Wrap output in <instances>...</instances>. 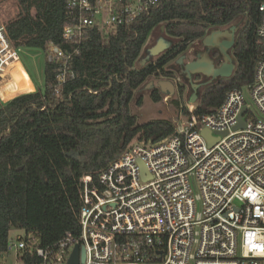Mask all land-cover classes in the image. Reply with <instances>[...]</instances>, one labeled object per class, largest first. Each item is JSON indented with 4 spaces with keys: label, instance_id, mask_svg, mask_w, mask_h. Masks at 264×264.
I'll return each instance as SVG.
<instances>
[{
    "label": "built area",
    "instance_id": "2783aa9c",
    "mask_svg": "<svg viewBox=\"0 0 264 264\" xmlns=\"http://www.w3.org/2000/svg\"><path fill=\"white\" fill-rule=\"evenodd\" d=\"M160 4L67 0L62 36L68 47L48 48L47 60L57 65L56 94L76 78L73 61L93 31L109 38ZM260 11L252 83L230 90L213 113L198 116L189 106V116L164 140L134 141L100 174L99 186L84 178L79 238L67 233L44 247L25 233L0 253V264H8L10 252L11 264H68L76 245L85 248L84 264H264V2ZM25 16L21 0H0V85L21 62L27 38L13 40L8 28ZM2 90L0 107L24 95L5 100Z\"/></svg>",
    "mask_w": 264,
    "mask_h": 264
},
{
    "label": "trees",
    "instance_id": "16d2710c",
    "mask_svg": "<svg viewBox=\"0 0 264 264\" xmlns=\"http://www.w3.org/2000/svg\"><path fill=\"white\" fill-rule=\"evenodd\" d=\"M66 2L21 0L26 16L9 26L10 37L27 38L26 47L44 52L51 45L66 49ZM263 2L161 0L159 8L109 38L93 31L73 61L76 78L60 95L54 90L57 65L47 60L45 89L0 107V253L8 251L12 228L35 234L44 247L55 246L67 233L81 236L82 180L91 177L90 185L99 186L100 174L134 141L156 143L176 133L170 120L139 125L130 107L135 92L152 76L173 77L167 66L212 28L242 19L232 49L236 70L230 78L202 86L195 113H213L230 90L252 83ZM161 26L175 46L137 66L151 32ZM179 93L184 96L183 87ZM151 99L161 102V91L154 89ZM136 105L143 106V97ZM183 114L189 116L188 108Z\"/></svg>",
    "mask_w": 264,
    "mask_h": 264
},
{
    "label": "rangeland",
    "instance_id": "374dc122",
    "mask_svg": "<svg viewBox=\"0 0 264 264\" xmlns=\"http://www.w3.org/2000/svg\"><path fill=\"white\" fill-rule=\"evenodd\" d=\"M242 19H238L231 23L228 26L222 27L221 29H229L232 26L240 27ZM173 39L166 32L161 31V27L156 28L153 30L149 36L148 42L144 48H151L153 47L156 42L161 39ZM174 40V39H173ZM176 41L174 40V43ZM143 50V52H144ZM204 51V46L202 41H197L193 43L189 49L185 52L186 55V63L194 61L195 57ZM143 54V53H142ZM160 54L159 56H161ZM159 56H156L150 61H153L154 59L158 58ZM48 58V52H44L40 49H33L24 47L22 54H21V62L17 63L14 69H12L10 72H8L5 75L4 82L0 85L5 89V92L11 93L8 90L15 91V88L18 86V84L25 85L27 83V79L30 77L32 81L36 85V90L45 89V63ZM149 61V62H150ZM148 63V62H147ZM145 63V64H147ZM174 64V63H173ZM169 64L167 66V69L169 71H172L173 74H175V81L168 80V78L165 77H157L152 76L147 79V81L135 92V97L133 101L131 102V113L136 116L138 120V124L142 125L151 121L156 120H170L175 123H181L183 122L186 117L183 114V108H189L192 104H190V100L192 96L196 93L197 98L193 106H197L200 103L201 99V92L202 88L198 87L195 90L192 89L191 83L187 80H183L182 78H177L176 74L178 72V68L173 65ZM141 65V63H137V66ZM168 80L171 83L175 85V92L173 94H165L162 92L163 100L159 103L153 102L151 99V93L154 89H159V83L161 81ZM196 82V81H195ZM197 81L195 85H198ZM13 84V85H12ZM184 88V96H180V88ZM12 92V93H13ZM36 92V91H35ZM244 93L247 98H249L248 90L244 88ZM27 94V93H26ZM168 95L169 99L167 102H165V98ZM143 97V106L138 107L136 105L137 100ZM175 101L179 102V105L176 104ZM25 236V231L18 229V228H12L11 229V238H13V241L17 240L18 237ZM14 260V252H10L7 256V263L11 264Z\"/></svg>",
    "mask_w": 264,
    "mask_h": 264
},
{
    "label": "water",
    "instance_id": "95a60500",
    "mask_svg": "<svg viewBox=\"0 0 264 264\" xmlns=\"http://www.w3.org/2000/svg\"><path fill=\"white\" fill-rule=\"evenodd\" d=\"M161 31H165V27L161 26ZM231 33L229 31L221 30L218 28L215 31H210L206 35V37L202 40L203 46L208 47L207 53L209 52V48L217 47L220 49V54L223 58V64L221 66H216L214 61L209 57L206 53L203 56H199L198 59L189 62L186 64L184 69V75L191 80L192 76L195 74H202L207 78H211L209 82L203 83L201 85H195L194 89L196 92V88L200 86H205L212 84L214 81L218 79L230 78L235 70H236V62L233 55L230 53V50L234 48L237 38L238 27L232 26L230 28ZM174 45L173 39H164L161 38L160 41L151 48H146L139 59L141 65H145V63L149 62L156 56L163 54L165 51L169 50ZM165 94L170 93L173 94L175 92V85L168 80L161 81L159 84ZM197 95L196 93L192 96L190 100V104H194L196 101ZM246 111V109L244 110ZM241 127H244L243 119L240 118ZM203 135L208 139L210 146L214 144V140L212 139V135L210 131L205 130ZM142 178L146 179L147 174L145 168L142 166ZM86 259V251L84 247H80L76 245L71 258L68 264H84Z\"/></svg>",
    "mask_w": 264,
    "mask_h": 264
},
{
    "label": "flooded vegetation",
    "instance_id": "af4514ba",
    "mask_svg": "<svg viewBox=\"0 0 264 264\" xmlns=\"http://www.w3.org/2000/svg\"><path fill=\"white\" fill-rule=\"evenodd\" d=\"M231 28V27H230ZM230 28L229 29H221V30H223V31H225V30H227V31H229V33H231V31H230ZM218 28H212L210 31H215V30H217ZM209 31V32H210ZM160 41V39L156 42V44L158 43ZM155 44V45H156ZM173 46H175V43H174V45ZM172 46V47H173ZM207 50H208V47H205L204 46V51L203 52H201V53H199L196 57H195V59L194 60H196V59H198V57L199 56H203L204 54H206L207 53ZM166 52V51H165ZM164 52V53H165ZM163 53V54H164ZM230 53L232 54V49L230 50ZM208 55H209V57L214 61V63H215V65L218 67V66H221L222 64H223V58H222V56H221V54H220V49L219 48H217V47H212V48H209V52L207 53ZM174 63V64H173ZM170 64H173V65H175L177 68H178V72H177V74H176V76H177V78L179 79V78H182L183 80H187L188 82H190L192 85H191V87H192V89H194V87H195V83L197 82V81H199L198 82V84L199 85H201V84H203V83H207V82H209L210 81V79L211 78H207L206 76H204V75H202V74H195V75H193L192 76V78H191V80H189L185 75H184V69H185V66H186V55L185 54H181L176 60H174V61H172ZM198 77H200L201 79H199L198 80ZM168 80H173V81H175L176 79H175V74H174V76L173 77H170V78H168ZM196 81V82H195ZM160 84V83H159ZM159 87L161 88V86L159 85ZM201 88H202V86H200ZM168 94H170V93H168Z\"/></svg>",
    "mask_w": 264,
    "mask_h": 264
},
{
    "label": "bare ground",
    "instance_id": "6f19581e",
    "mask_svg": "<svg viewBox=\"0 0 264 264\" xmlns=\"http://www.w3.org/2000/svg\"><path fill=\"white\" fill-rule=\"evenodd\" d=\"M15 90L16 91H14L13 93H7V92H5V89H4L1 91V94L4 96L5 100H10L11 96H15L17 94H26V93L35 92L36 91V85L32 81V79L29 77L27 79V83L25 85L18 84V86L15 88Z\"/></svg>",
    "mask_w": 264,
    "mask_h": 264
},
{
    "label": "crops",
    "instance_id": "0c3cea01",
    "mask_svg": "<svg viewBox=\"0 0 264 264\" xmlns=\"http://www.w3.org/2000/svg\"><path fill=\"white\" fill-rule=\"evenodd\" d=\"M160 91L161 93L163 92L162 88H160ZM164 93V92H163ZM168 94V93H167ZM13 241V238H11V233H10V238H9V241H8V247L10 245V243Z\"/></svg>",
    "mask_w": 264,
    "mask_h": 264
}]
</instances>
